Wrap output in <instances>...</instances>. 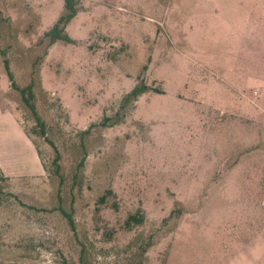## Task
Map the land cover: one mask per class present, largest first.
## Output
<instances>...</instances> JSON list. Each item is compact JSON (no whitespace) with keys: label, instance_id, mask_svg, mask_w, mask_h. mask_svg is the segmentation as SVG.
Listing matches in <instances>:
<instances>
[{"label":"rangeland","instance_id":"1","mask_svg":"<svg viewBox=\"0 0 264 264\" xmlns=\"http://www.w3.org/2000/svg\"><path fill=\"white\" fill-rule=\"evenodd\" d=\"M73 2L0 0V264H261L264 0Z\"/></svg>","mask_w":264,"mask_h":264},{"label":"trees","instance_id":"2","mask_svg":"<svg viewBox=\"0 0 264 264\" xmlns=\"http://www.w3.org/2000/svg\"><path fill=\"white\" fill-rule=\"evenodd\" d=\"M65 9L67 10V12L65 14H63L62 16H60L56 20V22L52 25V27L45 33L46 36L50 37L51 43L55 42L56 40H60V39H63V40L68 39V37L64 34V27H65V24L73 17V15L76 12L75 4H74L73 0H65ZM6 69L8 70L7 64H6ZM146 88H147V85L145 83L143 85L136 84L125 94L124 100L128 101L131 98L137 97ZM26 92H28V96L25 95ZM22 93H23L24 99L27 101V103L32 108V111H34V106L30 103V100H29V96H32L30 85L24 87L22 89ZM25 133L30 138L32 143L34 144V146L38 152V155H40V150H39V147L37 146L36 141L33 140L32 137L27 134V132H25ZM0 177H2V178L4 177V175L1 171H0ZM99 200L104 202L105 195L101 196ZM68 221H69V224L71 225L72 219H70V217L68 218ZM140 221H141V217H139L138 215H131L128 217L125 224H126V226H130L131 222L138 223Z\"/></svg>","mask_w":264,"mask_h":264},{"label":"crops","instance_id":"3","mask_svg":"<svg viewBox=\"0 0 264 264\" xmlns=\"http://www.w3.org/2000/svg\"><path fill=\"white\" fill-rule=\"evenodd\" d=\"M25 144H26V146L28 147V148H33L32 150H33V152H34V156L36 157V159L37 160H39L40 161V157H39V155H38V152H37V150H36V148H35V146H34V144H32V141L30 140V138L26 135V137H25ZM33 156V155H32ZM40 163H41V161H40ZM42 165V164H41ZM2 170V171H1ZM0 171L2 172V173H4L3 175L5 176L7 173L3 170V168L1 167V164H0ZM244 252H241V254L240 253H238V254H240V257L241 258H243L245 255L243 254ZM261 264H264V261L261 263Z\"/></svg>","mask_w":264,"mask_h":264}]
</instances>
